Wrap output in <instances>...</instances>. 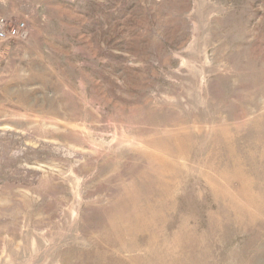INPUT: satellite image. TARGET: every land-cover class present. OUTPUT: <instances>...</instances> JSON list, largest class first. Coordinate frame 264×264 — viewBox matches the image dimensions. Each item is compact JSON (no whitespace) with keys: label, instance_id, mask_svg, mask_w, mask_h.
Here are the masks:
<instances>
[{"label":"rangeland","instance_id":"rangeland-1","mask_svg":"<svg viewBox=\"0 0 264 264\" xmlns=\"http://www.w3.org/2000/svg\"><path fill=\"white\" fill-rule=\"evenodd\" d=\"M0 16V264H264V0Z\"/></svg>","mask_w":264,"mask_h":264},{"label":"built area","instance_id":"built-area-1","mask_svg":"<svg viewBox=\"0 0 264 264\" xmlns=\"http://www.w3.org/2000/svg\"><path fill=\"white\" fill-rule=\"evenodd\" d=\"M25 33L24 23H18L14 26L8 24L6 17L0 16V40H5L20 36Z\"/></svg>","mask_w":264,"mask_h":264}]
</instances>
